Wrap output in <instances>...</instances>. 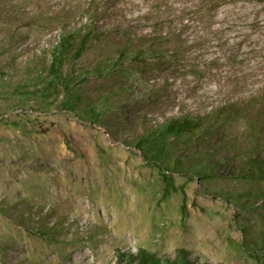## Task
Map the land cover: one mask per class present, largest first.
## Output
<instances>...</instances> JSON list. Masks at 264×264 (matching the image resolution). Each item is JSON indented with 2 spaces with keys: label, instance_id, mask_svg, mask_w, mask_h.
I'll return each instance as SVG.
<instances>
[{
  "label": "rangeland",
  "instance_id": "obj_1",
  "mask_svg": "<svg viewBox=\"0 0 264 264\" xmlns=\"http://www.w3.org/2000/svg\"><path fill=\"white\" fill-rule=\"evenodd\" d=\"M88 7L99 12V29L159 38L166 59L180 49L160 68L89 76L78 110H101L97 123L64 110V92L47 88L52 45L63 25L88 20ZM114 49L103 41L75 67ZM263 90L264 0H0V264H129L126 254L139 249L161 261L181 249L190 264H259L241 246L242 227L264 232V200L260 211L239 210L206 189L244 184L175 174L187 195L184 216L183 192L164 196L158 168L127 142L144 125ZM244 128L237 123L191 149L221 139L243 145Z\"/></svg>",
  "mask_w": 264,
  "mask_h": 264
},
{
  "label": "trees",
  "instance_id": "obj_2",
  "mask_svg": "<svg viewBox=\"0 0 264 264\" xmlns=\"http://www.w3.org/2000/svg\"><path fill=\"white\" fill-rule=\"evenodd\" d=\"M86 10L88 20L81 21L75 28L63 25L65 30L52 45L47 88L57 95L64 92L65 99L61 104L64 110L77 114L82 120L97 123L103 113L101 110L94 107L78 110L84 98L83 84L89 76L103 78L120 74L124 77L133 67L160 68L176 60L180 49H173L171 59H166L168 49L161 45L159 38L139 36L133 39L119 31L99 29L96 26L100 20L99 12L90 7ZM107 40L115 45L113 54L100 56L92 67H75L85 53ZM125 63L129 67H123ZM117 89L128 92L130 86L120 84ZM45 91L50 92L48 89ZM102 100L105 104L108 99L104 97ZM241 122L245 124L243 145L237 140L226 142L221 139L222 143L213 149H191L199 139L208 142L215 134L225 136L228 130ZM144 126L143 132L127 144L140 151L148 166L158 168L164 182V196L178 190L183 192L181 208L184 216L187 195L184 187L179 189L176 186L175 174L186 177L187 182L198 180L201 184L232 179L244 187L226 192L206 191L235 204L239 210L260 211L263 207L260 202L264 200V90L260 95L224 101L221 106L204 114L181 113L166 117L153 126ZM232 165V171L227 173L226 168ZM242 230L244 239L241 246L246 254L255 262L264 264V232L255 237L247 226ZM126 258L129 264H190L181 249L174 259L165 257L163 261L144 249L126 254Z\"/></svg>",
  "mask_w": 264,
  "mask_h": 264
}]
</instances>
